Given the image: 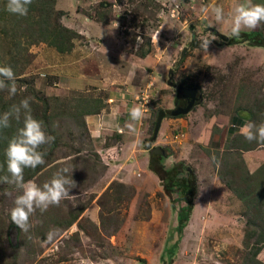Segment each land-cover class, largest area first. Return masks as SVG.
<instances>
[{
	"label": "rangeland",
	"instance_id": "obj_1",
	"mask_svg": "<svg viewBox=\"0 0 264 264\" xmlns=\"http://www.w3.org/2000/svg\"><path fill=\"white\" fill-rule=\"evenodd\" d=\"M242 2L55 0L54 8L63 13L60 23L78 34L71 50L59 52L22 29L15 35L16 47L0 39V66L12 67L18 87L15 97L6 99L7 93L0 92V100L19 103L31 97L33 116L41 115L39 108L46 99L47 111H55L56 116L80 111L85 103L97 109L106 92L116 88L124 93V100H145L147 84H153L155 108L143 127L142 146L148 144L162 153L158 159L164 169L171 172L178 166L172 172L175 180L187 184V179L193 186L192 207L187 211L178 188L163 186L157 174L144 183L117 181L104 162L112 158L107 151L122 150L120 144L108 148L104 158L97 151H84L80 145L85 138L77 135L70 119V127L63 126L60 114L54 118L56 128L52 127L59 143L56 162L74 168L77 187L58 207L51 206L43 214L37 210L30 218L33 227L27 233L20 230L18 236L10 212L20 192L0 183V264H260L249 233L264 230V223L256 227L248 217L257 210L253 203L263 202L264 185L259 183L264 181V144L246 150L228 148L243 124L264 123V46L254 45L264 39V23L238 38L224 34L230 35L234 8ZM253 3L264 4V0ZM216 6L224 8L225 20L209 25L216 23L211 12ZM204 8L209 9L207 17ZM251 32L261 38L248 39ZM210 36L216 39L205 51L201 41ZM61 54L76 60L61 66L56 58ZM77 69L79 76H89L85 83L78 82V75L72 80ZM169 69L177 85L196 87L194 103L186 113H171L189 99L167 84ZM158 73L162 77L156 84ZM105 86L109 90H103ZM160 111L164 116L154 135ZM101 126L97 137L109 133L107 125ZM118 139L126 143L130 136ZM238 140L234 145L246 142ZM58 169L44 164L33 177L24 176L25 182L42 186ZM5 175H9L6 169L0 177ZM230 182L243 188L251 184L253 191L240 199L227 185ZM50 230H55L51 241ZM174 242L175 252L169 256ZM262 250L264 246L258 253Z\"/></svg>",
	"mask_w": 264,
	"mask_h": 264
},
{
	"label": "clouds",
	"instance_id": "obj_2",
	"mask_svg": "<svg viewBox=\"0 0 264 264\" xmlns=\"http://www.w3.org/2000/svg\"><path fill=\"white\" fill-rule=\"evenodd\" d=\"M33 0H6L5 9L7 12L18 17H26ZM207 17L209 9H202ZM215 24L220 25L225 20V11L221 6L211 9ZM264 23V4L253 3V0H243L234 8L229 38H238L245 30H254ZM211 37V39H210ZM205 37L201 41V47L207 51L215 36ZM43 75V74H41ZM0 92H6L7 98L15 97L18 94L16 74L10 66H0ZM9 81L10 83H6ZM20 89L19 91H22ZM33 98L26 97L18 104H12L8 110L0 113V133L12 127V122H21L22 126L8 140L5 149L7 172L9 175L0 177V183L13 185L20 194L14 199V207L11 209V221L21 231L27 233L33 224L30 218L39 210L41 214L48 211L51 206H59L63 200L69 199L71 190L77 187L72 177L73 170L70 165L58 169L49 182L42 186L35 182H25L24 171L26 168L36 169L45 164L46 151L42 146L52 143L54 136L47 134L43 122L32 115L31 101ZM130 120L139 122L147 118V114L140 106H134L129 111ZM116 114L112 119L115 120ZM119 129V125H111ZM131 133L136 132L134 124L127 125ZM239 135L249 142L264 144V123L257 125L254 122H247L239 128ZM11 195V193H6ZM55 236V230L47 233V239L51 241ZM256 259L264 264V250L257 253Z\"/></svg>",
	"mask_w": 264,
	"mask_h": 264
},
{
	"label": "trees",
	"instance_id": "obj_3",
	"mask_svg": "<svg viewBox=\"0 0 264 264\" xmlns=\"http://www.w3.org/2000/svg\"><path fill=\"white\" fill-rule=\"evenodd\" d=\"M5 4L6 0L3 2H0V39L6 40L8 43H12L13 47L17 46L16 38L15 35L18 34L19 29L25 30V31H30L31 34L35 35V39H38L42 42H45L49 46H53L57 51L59 52H66L71 50L73 46V41L74 39L78 36V34L64 26L63 24L60 23L59 18L63 14L61 10H57L54 8L55 0H33V3L29 7V13L26 17H18L16 15H13L9 12L6 11L5 9ZM53 18V21H52ZM260 34H256L255 32H251L248 35V39L255 38V37H260ZM261 38V37H260ZM263 39V38H262ZM258 41V40H257ZM256 42V41H255ZM254 45H260L264 46V39L261 40L260 42H256ZM11 50V49H10ZM13 51V50H11ZM100 102V101H99ZM49 100L44 101V107L39 108L40 111V116L38 114L34 113V117L37 118L38 120H41L44 123V128L47 134L54 136L55 140L52 142V144H47L42 146V151H46L45 155V165H49L51 169H58L59 167L62 168L61 163L56 162L58 160V148L57 146L59 145L58 140L56 139V135H54V131L52 130V127L56 128L54 124H56L54 118L59 116L64 117L62 125L65 126L66 128L70 127V122L69 119L72 117V115L78 114V113H88L90 111L98 110L99 107L101 106V103L97 107V109H90L89 106L85 103L82 104L84 106L83 109H79L80 111H76L73 113H59L57 116L54 113H49L47 111L48 106H49ZM14 104L11 103L10 100H0V113H3L4 111L8 110L9 107ZM18 104V103H16ZM60 118V120H61ZM71 121V119H70ZM61 121H59L60 123ZM46 124V127H45ZM57 125V124H56ZM22 126V120L21 122H12V127L7 129L5 132L0 133V174L4 173V170H7V165H6V156H5V149L8 144V140L16 133V130ZM49 132V133H48ZM57 133V132H56ZM58 139L60 138V134H57ZM238 137L239 140L243 138V136L238 134H235L233 138L231 139L230 144L228 145V148L230 147L231 149H251L254 148L255 145H259L258 143L251 144L249 142H243L244 144L240 145H234L238 139L235 140V138ZM238 140V143H240ZM146 148H149L148 144H146ZM154 149V148H153ZM152 148H149V168L152 170L155 174L158 175V177L161 179L163 186L169 187L172 185H175L176 188H178V195L179 199H182L186 202V209L189 211L192 207L191 205V192L193 191V186L191 184V181H186L188 182L187 184H181L182 182H178L175 180V175L172 173L173 171L178 169V166L172 168L173 171L170 172V170H165L164 166L161 161H159L158 157L161 156L162 153H157L154 152ZM73 149L72 151H74ZM71 151V152H72ZM75 152V151H74ZM42 166V165H41ZM41 166L37 167L36 169H31V168H26L24 171V176L25 179H29L34 176L35 172H38L41 169ZM52 173L54 170H50ZM34 173V174H33ZM221 177V175H220ZM260 185H264L263 183H259ZM229 187L232 188L233 192L235 193L236 196H238L240 199H247V195H250L253 191V187L251 184H247L245 188L241 187L240 184H235L233 185L232 182L227 184ZM257 185V184H256ZM259 185V186H260ZM246 194V195H244ZM244 197V198H243ZM261 197L263 202H258V203H253V207L257 208L255 211L254 215H251L248 217L249 223L252 225H259L260 222L264 223V189L263 192L261 193ZM247 203L249 200H246ZM249 204V203H248ZM68 213L71 214V211ZM77 213H75L72 217L71 220L68 222L67 221V226L68 227L73 220L75 219ZM66 217L64 216V219ZM183 214L179 215V220L182 221ZM66 222V220H65ZM14 229L17 231V235H21V229L13 223ZM178 232L181 231V227L176 228ZM250 237L254 236V243L252 246L255 247V251L253 252V255H256L258 251L261 249V247L264 246V230H253L252 232L249 233ZM19 240V239H18ZM20 240L18 242V245L16 246V249L20 251ZM176 242H174L168 251V255L171 256L175 252V247Z\"/></svg>",
	"mask_w": 264,
	"mask_h": 264
},
{
	"label": "crops",
	"instance_id": "obj_4",
	"mask_svg": "<svg viewBox=\"0 0 264 264\" xmlns=\"http://www.w3.org/2000/svg\"><path fill=\"white\" fill-rule=\"evenodd\" d=\"M44 53H47V51L44 50ZM70 55L73 56L74 53ZM71 56L61 54L56 57L57 62H59L61 66L68 67L67 65L68 61L71 60L75 62L76 60ZM81 71L82 70H80V72ZM76 72L77 74L75 73L71 74L72 80L74 78L76 79V77L79 76L78 69L76 70ZM57 77L59 78V76H56V79ZM86 77L89 76L88 75L85 76L84 74H81V76L78 77V82L80 79L81 80L80 82L85 83L83 80ZM160 77L162 76L159 75L158 73V79H156V84L157 82L158 84L160 83L159 82V79H161ZM57 81L58 80H56V82ZM105 87L106 88H103V90L105 89L109 90L107 89V86ZM147 87H148L147 90L150 91V94L148 91L147 93L148 97L145 100H138L137 102L134 100L131 101L124 100L125 99L123 98L124 93L122 94V92H120L119 89L116 88L114 89L115 91H110L108 93L106 92V95H104L103 100H101L100 102L101 107L98 110L90 111L88 113H78L72 115V117L70 118L72 125L77 127V135L85 138V142L80 145V148L84 151H89V150L97 151V154H99L101 158H104L103 156L107 157V155L111 156L112 157L111 159L108 157L105 158L104 164L108 166L109 172L112 171L113 177L117 181L124 184H129V183L136 184L138 183V181L144 183V180H152L153 178H156L155 173L149 168V155H148L149 153L147 149L144 146H142V141L145 137V134L142 132L144 130L143 127L147 122L146 119L151 116L152 108H155V106L151 104L152 93L155 86L153 87V84L151 85L150 83L147 84ZM134 106L142 107L145 113L147 114V118L139 122L131 121L129 116V111ZM114 114H116L115 120L112 119ZM129 123L134 124L136 128L135 133H131L129 131L127 127ZM116 124L119 125V129L121 130V133L118 132L116 127L111 126ZM101 125H105V126L107 125L106 131L109 132L107 133V135H103L104 138L95 136L96 130L99 127H102ZM119 136L123 138V141H124V136L126 138L130 136V139L129 141H126V143L125 142L119 143V139H118ZM119 144L120 147L122 148L121 151L116 149H112L113 153L112 150H110L111 152L107 151L108 148H111L113 146L118 147ZM106 151H107V155H105ZM138 170H141V172H139L140 174L137 177L136 173L138 172Z\"/></svg>",
	"mask_w": 264,
	"mask_h": 264
},
{
	"label": "water",
	"instance_id": "obj_5",
	"mask_svg": "<svg viewBox=\"0 0 264 264\" xmlns=\"http://www.w3.org/2000/svg\"><path fill=\"white\" fill-rule=\"evenodd\" d=\"M224 40H227V37L225 36H222ZM184 51V50H183ZM172 69H169L168 73H169V78L167 80V84L172 86L173 88H176L179 92L181 93H184L185 97L188 100V103H186L185 106L183 107H176V109L172 110L171 113L177 115V114H183V113H186L190 110L192 104L194 103V98H195V94H196V87H185L181 84L177 85L175 82H173L171 80V76L170 74L172 73ZM164 116V112L163 111H160L159 112V115L157 117V121H156V124H155V127H154V135H156V133L158 132L159 130V127H160V123H161V120H162V117Z\"/></svg>",
	"mask_w": 264,
	"mask_h": 264
},
{
	"label": "built area",
	"instance_id": "obj_6",
	"mask_svg": "<svg viewBox=\"0 0 264 264\" xmlns=\"http://www.w3.org/2000/svg\"><path fill=\"white\" fill-rule=\"evenodd\" d=\"M137 175H139V174H137Z\"/></svg>",
	"mask_w": 264,
	"mask_h": 264
},
{
	"label": "flooded vegetation",
	"instance_id": "obj_7",
	"mask_svg": "<svg viewBox=\"0 0 264 264\" xmlns=\"http://www.w3.org/2000/svg\"><path fill=\"white\" fill-rule=\"evenodd\" d=\"M178 107V106H177Z\"/></svg>",
	"mask_w": 264,
	"mask_h": 264
}]
</instances>
